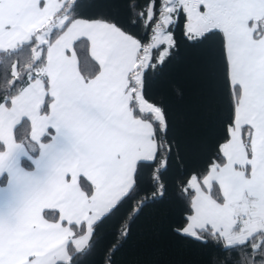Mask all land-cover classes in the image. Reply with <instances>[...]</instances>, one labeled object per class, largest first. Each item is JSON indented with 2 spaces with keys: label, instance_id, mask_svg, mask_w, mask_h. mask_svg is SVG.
<instances>
[{
  "label": "trees",
  "instance_id": "obj_1",
  "mask_svg": "<svg viewBox=\"0 0 264 264\" xmlns=\"http://www.w3.org/2000/svg\"><path fill=\"white\" fill-rule=\"evenodd\" d=\"M166 6V0L66 2L58 14L67 18L64 26L50 31L46 41L42 38L47 30L41 28L18 47L0 51V106L10 105L13 98L42 76L49 45L73 21L112 25L135 38L142 52L151 48L156 31L163 27ZM172 15L173 22L165 29L172 42L169 55L161 62L166 46L154 48L142 80L143 98L157 107L164 119V126L153 122L155 159L137 164L132 189L95 223L88 247L76 251L70 246L71 261L58 264H264V231L232 247H226L223 237L211 228L200 231V238L181 233L194 213L196 191L190 188L189 180L195 177L203 183L214 165L226 164L221 148L231 139L241 87L231 83L223 31L214 29L193 37L188 32V13L175 8ZM250 25L255 27V39H261L264 21ZM73 51L83 78H95L100 64L91 55L89 40L75 41ZM44 80L47 98L42 114L49 115L52 98ZM31 131V123L24 120L15 129L16 141L34 147ZM249 132V127L242 128L252 157ZM52 133L42 142L51 140ZM4 150L0 142V152ZM23 163L32 168L26 161ZM80 185L87 193L92 192L86 179L81 178ZM220 191L214 184L211 194L221 200ZM44 216L49 221L60 220L57 211H45ZM71 227L76 234L83 233L84 227Z\"/></svg>",
  "mask_w": 264,
  "mask_h": 264
},
{
  "label": "rangeland",
  "instance_id": "obj_2",
  "mask_svg": "<svg viewBox=\"0 0 264 264\" xmlns=\"http://www.w3.org/2000/svg\"><path fill=\"white\" fill-rule=\"evenodd\" d=\"M166 1L163 27L156 31L152 45L157 46L156 42L162 37V43L168 48L171 39L167 35L164 36V32L173 22L172 14L177 0ZM202 1L193 0L190 5L184 6L189 16L188 31L191 36L210 32L215 29L214 27L225 28L227 20L235 13L236 6H233L232 0H216L213 3ZM202 5L205 6L204 10ZM65 22L66 17L58 19L52 29L62 28ZM99 24L106 23L75 20L56 40L49 56L54 78L58 76L54 53L62 50L75 58L73 47L68 45L74 39H81L86 35H90L92 44L97 45L101 33ZM111 28L118 33L108 34L109 37L104 41L106 44L100 48L98 46L99 51L95 53L96 61L100 64L99 74L87 80L82 90L75 91L81 93L83 98H80V94L73 98L65 97L64 94L59 97V102L64 101V106L55 112L52 111L50 115L52 125H57L56 130L52 126L55 134H51V138L54 142L49 140L39 146L44 153L60 154L67 143L65 127L71 123L77 129L80 127V131L87 138L88 145L85 150L88 161L82 165V174L75 171L68 176L70 181L67 182V192L71 199L64 202L61 195H57L54 200L55 205L61 208L60 211L58 209L61 218L70 221L81 219L78 226L83 225L81 226L84 227L83 233L76 234L73 228L74 236L71 240L78 249L82 248L80 244L86 245L90 241L95 223L108 214L129 192L134 183L136 163L143 159H150L148 161L155 159L157 142L153 122L157 121L164 126L159 109L146 102L142 95L144 70L151 60L150 49L145 48L143 52L139 50L140 54L137 55L136 62H133L136 57L132 44L133 37L116 27ZM227 46L231 82L233 86L240 85L247 67L245 51H241V44H233L230 38L227 40ZM90 52L92 55V51ZM168 55L169 48L161 52L160 61L162 62ZM137 66L140 69L131 77ZM78 98L85 102L80 109ZM149 116L151 119L147 118ZM240 116L239 103L238 118L230 129L231 139L221 148L226 164L223 167L213 166L203 184L195 177L189 180L190 188L196 191L193 200L194 213L186 228L181 231L186 236L200 238L199 232L211 226L213 232L223 237L226 247L245 244L252 236L264 231V203L249 200L246 194L249 183L243 182L244 179L247 180L249 169L248 149L242 134L244 124ZM51 143V146H47ZM129 151L132 152L131 155ZM81 178L91 184L90 194L81 187ZM216 183L221 190V200L211 194ZM256 209L259 214H256Z\"/></svg>",
  "mask_w": 264,
  "mask_h": 264
},
{
  "label": "crops",
  "instance_id": "obj_3",
  "mask_svg": "<svg viewBox=\"0 0 264 264\" xmlns=\"http://www.w3.org/2000/svg\"><path fill=\"white\" fill-rule=\"evenodd\" d=\"M68 1L72 0H0V51H9L18 47L41 28L47 30L43 35L45 40H42L46 41L50 31L53 30L54 23L65 17L58 14ZM191 1L193 0H177L176 8L184 9V6L190 5ZM204 1L213 3L216 0H203L202 2ZM231 2L233 6H236L233 17L227 20L225 28H214L225 34L228 60V38L233 44H241V51H245L246 71L241 84L236 85L241 87V95L236 104V120L240 103L243 127L250 128L252 157L247 154V169L249 170L247 180L244 179L243 182L249 183L246 191L249 200L264 203V34L261 39L256 40L255 27L250 25L251 22L262 23L264 21V0H232ZM201 7L205 9V6ZM94 23L105 22L95 21ZM99 25L101 33L97 45L92 44L90 35L82 37L91 42L92 57L95 60H97L95 53L99 51L97 48L106 44L104 41L109 37L108 34L118 33L111 28L112 25L107 23ZM189 34L191 35L190 32ZM202 34L204 33H197L193 37ZM165 35L171 39L170 35L167 33ZM132 39L136 52L133 62H136L141 45L135 38ZM77 40L74 39L68 46L73 47ZM161 40L162 37L159 42H156L157 46L152 45L153 47L149 48L151 58L152 50L163 44ZM55 43L56 41L48 47L47 63L42 76L13 98L10 105L0 106V142L5 145V150L0 152V264L69 263L72 257L69 252L70 246L76 251H82L90 243L88 241L86 245L80 244L82 248L78 249L71 241L74 236L71 225L83 226H78L81 219L70 221L64 217L61 218L59 214L60 220L53 222L44 216L45 211L59 212L61 210L55 205L54 200L57 195H61L64 202L71 199L67 192V182L70 181L68 176L75 171L82 174V165L88 161L87 150H85L88 145L87 138L80 131V127L75 128L73 123L65 127L67 143L61 149L60 154L57 152L44 153L39 148L45 143L42 142L44 136L49 135L50 131L55 134L52 126L56 130L57 125H52L50 115L52 111L63 108L64 101L60 103L59 97L64 94L65 97L73 98L80 94V98H83L81 93L75 91L82 90L87 81L79 71L77 57L74 58L69 52L66 54L62 50L54 53L58 76L53 77L52 61H49V56ZM168 48L166 47L163 51ZM138 69L140 67L137 66L132 71L131 77ZM44 79L47 80L48 93L52 98L49 115L42 114L47 98ZM84 103L81 100L78 103V109ZM24 120L31 123V142L34 144L32 148L18 143L15 139V129ZM51 145L52 143L47 146ZM131 154L132 152L129 151V155ZM148 160H139L136 164ZM24 161L32 168H26ZM255 212L259 214L257 209ZM209 228L211 226H207V229Z\"/></svg>",
  "mask_w": 264,
  "mask_h": 264
}]
</instances>
